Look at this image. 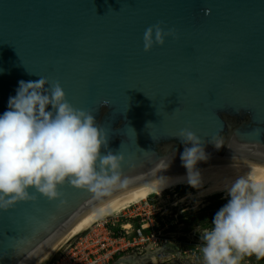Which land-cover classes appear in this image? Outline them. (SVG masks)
<instances>
[{
  "label": "water",
  "instance_id": "obj_1",
  "mask_svg": "<svg viewBox=\"0 0 264 264\" xmlns=\"http://www.w3.org/2000/svg\"><path fill=\"white\" fill-rule=\"evenodd\" d=\"M161 21L179 39L145 52V30ZM40 77L95 115L109 135L102 155H124L127 182L105 194L66 182L56 201L30 190L36 201L0 210V264H40L95 210L187 171L182 129L209 155L198 169H264V0H0V115L19 81Z\"/></svg>",
  "mask_w": 264,
  "mask_h": 264
},
{
  "label": "clouds",
  "instance_id": "obj_2",
  "mask_svg": "<svg viewBox=\"0 0 264 264\" xmlns=\"http://www.w3.org/2000/svg\"><path fill=\"white\" fill-rule=\"evenodd\" d=\"M166 27L161 21L145 30V52L163 46L166 37L179 39L175 28ZM255 131L257 135L261 132ZM177 137L185 145L180 158L187 169L186 181L200 189L203 178L197 164L209 159L203 141L187 128ZM108 138L91 111L75 108L67 100L59 81L44 77L19 81L16 95L9 98L8 110L0 115V210L36 201L32 189L56 201L62 197L60 188L66 182L97 194L126 183L118 171L125 162L124 155L110 150L102 155ZM213 141L218 149L223 146L222 141ZM158 165L159 172L166 170L169 159ZM157 179L159 194L173 183L168 177ZM224 191L230 198L211 220L212 227L198 229L205 264H242L245 257L253 256L264 259V180L239 177Z\"/></svg>",
  "mask_w": 264,
  "mask_h": 264
},
{
  "label": "bare ground",
  "instance_id": "obj_3",
  "mask_svg": "<svg viewBox=\"0 0 264 264\" xmlns=\"http://www.w3.org/2000/svg\"><path fill=\"white\" fill-rule=\"evenodd\" d=\"M199 170L203 178V186L200 189L193 188L187 183V171H185L179 174L168 176V178L172 179L173 183L169 187L164 188L160 194V181L158 180L132 189L129 192L119 196L113 201L102 206L101 208L95 210L93 213H91L89 216L79 222L62 240V242L40 264H46L49 259L53 255L58 253L60 249L71 238H73L81 231H84L85 229L93 226L100 219L120 214L124 209L129 208L133 203L141 200H147L150 196L157 195L158 197H161L165 192H169L174 188H180V186H184L189 190L186 194L181 197L180 201H185L193 197L197 199H202L206 196H220L221 198H228L227 193L224 190H226L231 185V183L237 178L246 177L252 180H264V169L250 164H219L200 168ZM191 190L196 192H192ZM162 231L164 232V234H169V237L173 238V241L165 242L162 247L169 246L170 244H172L176 257H180L183 253V250L181 248L180 243L174 240L181 238L189 239L191 237H195L196 239L201 240V235L199 231H197V228H188L187 226L185 227L182 224L176 225L172 228L167 227ZM189 247L192 248L193 245H190ZM160 248H157L155 252L152 253L153 256H151L150 258L153 257V259H150L149 256L145 255L144 257L135 255V257H127L121 260L118 264H147L149 263L148 260L153 261V263L159 262L158 259L161 254V252L159 251Z\"/></svg>",
  "mask_w": 264,
  "mask_h": 264
},
{
  "label": "built area",
  "instance_id": "obj_4",
  "mask_svg": "<svg viewBox=\"0 0 264 264\" xmlns=\"http://www.w3.org/2000/svg\"><path fill=\"white\" fill-rule=\"evenodd\" d=\"M133 209L118 231L108 217L102 218L71 238L46 264H118L132 252L136 256L143 249L154 252L167 240L159 224L163 219L157 220L156 208L148 199L134 203ZM137 218L139 225L133 222Z\"/></svg>",
  "mask_w": 264,
  "mask_h": 264
},
{
  "label": "rangeland",
  "instance_id": "obj_5",
  "mask_svg": "<svg viewBox=\"0 0 264 264\" xmlns=\"http://www.w3.org/2000/svg\"><path fill=\"white\" fill-rule=\"evenodd\" d=\"M188 190V188L180 186V188L177 187L169 192H165L161 197L157 195L150 196L148 201L156 208L157 220L161 221L163 219V222L169 223L172 220L184 219L187 224H200L201 228H211V220L214 219L215 214L227 203L230 197L221 198L220 196H206L202 199L193 197L185 201H180L181 197L186 194ZM191 191L196 192L193 190ZM140 202L141 201L135 202V205ZM133 208L134 203L129 208L124 209L122 213L109 216L107 219L111 221L113 227L121 229V224L125 223V220L129 218L130 212L134 210ZM192 245L193 247L191 248L189 244H182L181 248L183 253L180 257H176L173 246H161L162 248L159 249L161 252L158 259L159 262L153 263V261L147 259L149 262L147 264H205L202 254L203 242ZM152 253L151 251L143 249L138 256L144 257L145 255L150 258L153 256ZM131 255V257H135L133 252ZM150 259H153V257ZM242 264H264V259H257L254 256L251 258L245 257Z\"/></svg>",
  "mask_w": 264,
  "mask_h": 264
},
{
  "label": "flooded vegetation",
  "instance_id": "obj_6",
  "mask_svg": "<svg viewBox=\"0 0 264 264\" xmlns=\"http://www.w3.org/2000/svg\"><path fill=\"white\" fill-rule=\"evenodd\" d=\"M179 224H182V225H185V226H190V227H194V228H197L199 229L200 231H203L205 228H201V225L200 224H187L186 221L184 219L180 220V219H176V220H172L171 222L169 223H165V222H162L160 227H161V230L163 229H166L167 227L168 228H172L176 225H179ZM199 227V228H198ZM206 228H209V227H206ZM200 233V232H199ZM161 234L167 238V240L165 242H168V241H171L173 240V238L169 237L170 235L169 234H164L163 231H161ZM201 235V233H200ZM198 240V241H196ZM174 241H177L180 243L181 247H182V244H189L192 245V244H196L198 242H202L200 239H196L195 237H191L189 239H185V238H181V239H176ZM195 241V242H194ZM169 246H173L172 244H170Z\"/></svg>",
  "mask_w": 264,
  "mask_h": 264
},
{
  "label": "trees",
  "instance_id": "obj_7",
  "mask_svg": "<svg viewBox=\"0 0 264 264\" xmlns=\"http://www.w3.org/2000/svg\"><path fill=\"white\" fill-rule=\"evenodd\" d=\"M133 222L135 223V225H139L141 223L140 219H134ZM114 230L118 231V228L113 227Z\"/></svg>",
  "mask_w": 264,
  "mask_h": 264
}]
</instances>
